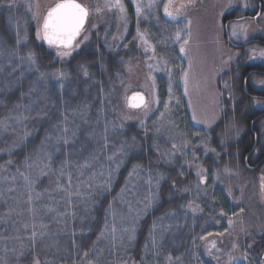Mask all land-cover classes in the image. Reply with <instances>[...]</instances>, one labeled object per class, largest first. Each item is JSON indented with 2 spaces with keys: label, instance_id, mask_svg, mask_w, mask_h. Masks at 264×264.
I'll return each instance as SVG.
<instances>
[{
  "label": "trees",
  "instance_id": "obj_1",
  "mask_svg": "<svg viewBox=\"0 0 264 264\" xmlns=\"http://www.w3.org/2000/svg\"><path fill=\"white\" fill-rule=\"evenodd\" d=\"M6 1L0 0V264H157L162 250L181 256V264H220L201 238L220 227L204 230L213 217L223 219L220 231L236 234L239 254L264 264V37L231 43V59L217 77L222 110L206 129L211 150L200 163L212 180L217 174L207 191L215 190L212 211L194 216L189 206L202 199L195 191L198 162L189 166L174 151L155 117L124 113L130 110L122 77L126 60L142 56L139 44L129 37V44L111 46L99 26L61 60L36 38L27 7L6 8ZM255 10L239 5L222 21L252 19Z\"/></svg>",
  "mask_w": 264,
  "mask_h": 264
},
{
  "label": "rangeland",
  "instance_id": "obj_2",
  "mask_svg": "<svg viewBox=\"0 0 264 264\" xmlns=\"http://www.w3.org/2000/svg\"><path fill=\"white\" fill-rule=\"evenodd\" d=\"M81 1L91 7H95L98 2V0ZM123 2L127 8V23L125 24V21L120 19L117 10H105L100 14L93 13L78 41L82 40L84 35H87L88 39L83 40L73 52L86 44L90 39L91 30L99 26L104 27L105 38L111 40V46L119 48L124 44L127 45L129 44L127 38L129 37H132L137 45L139 44L143 54L141 57H130L126 60L125 77L124 75L122 77L125 83L121 86V93L126 102L125 98L133 91H144L148 101H150L149 108L146 111L143 108L132 109L128 107L130 111L124 110V113L128 114V117H138L145 120L150 116L155 117L160 131L165 130L173 138L174 151L182 152L189 166L198 162L200 182L195 191L201 192L199 195L202 199L198 203H192L189 209L194 216H206L212 211V206L207 207V204L215 190L210 192L209 196L207 191L216 182L217 174L213 172L212 180L210 178L211 171L200 163L211 150L207 146L208 134L206 129L218 119L222 110L221 92L217 87V77L227 68L229 57H231L229 54L231 43L238 44V42L243 43L245 41L243 34L239 40L235 37L229 38L231 25L244 24L247 28L248 39L254 36L264 37V0H261L259 5L254 4L253 0H193L192 4L183 10L182 15L176 21L164 15L163 3L166 0H157L158 6L153 8L147 7L149 0H140L143 5V12L139 18L136 15L133 0H123ZM180 2L181 0H176L177 6ZM18 3L27 7L32 18L35 12H39L42 16L45 9L55 3V0H7L3 6L7 8ZM99 3L102 5L103 0H99ZM37 4L39 5L38 8ZM245 4L248 7H245ZM239 5L241 8L243 6L251 9V11L256 8L252 15L253 18L222 21L224 13ZM32 20L37 25V21L33 18ZM189 21L191 22V40L186 45V52H180V44L183 43V40L175 41L174 34L179 28L184 29L182 35H185L188 30L185 26ZM138 29L155 48V58H151L153 56L151 50L145 52L146 45L137 36ZM54 52L56 54V49ZM68 57L58 58L64 60ZM165 61L167 62L166 65ZM189 62H191V67H189ZM149 65L153 67L150 68ZM169 71L171 72V79L169 78ZM185 71L189 73L187 91H185L184 82ZM150 76L155 77L154 89L152 88L153 81L149 79ZM169 84H171V93L169 92ZM165 104L168 105L167 108H165ZM162 113L163 115H161ZM166 158L169 161L173 159L170 154H167ZM209 184L211 185L209 186ZM213 200L215 201L216 198ZM213 218L214 220L205 221L204 230H208L212 226L215 228L217 224L222 227L223 219ZM220 227L213 232L209 230L204 236L203 244L206 247L204 250L211 253L212 258L219 259L220 264H230V256L239 263L254 264L248 255L239 254L238 245L233 240V237L237 239L236 234L230 233L231 231L224 233L220 231ZM220 233L223 235H219ZM231 237L233 243L232 246H229L228 242ZM213 241L215 247L211 246ZM234 245L235 247H233ZM157 253L161 254L158 256L160 261L157 264H181V256L170 257L167 255V250ZM135 263L137 264V262Z\"/></svg>",
  "mask_w": 264,
  "mask_h": 264
},
{
  "label": "snow or ice",
  "instance_id": "obj_3",
  "mask_svg": "<svg viewBox=\"0 0 264 264\" xmlns=\"http://www.w3.org/2000/svg\"><path fill=\"white\" fill-rule=\"evenodd\" d=\"M135 3V11L136 15L139 18L143 12V5L140 3V0H133ZM193 0H181L179 5L177 6L176 0H166L163 3V12L166 17H169L171 20L176 21L182 15L183 10L191 5ZM37 8L39 5H36ZM157 0H149L147 5L148 8L157 7ZM248 7L247 4L244 5ZM31 10V5L29 6ZM112 11L117 10L119 13L120 19L127 23V8L123 2V0H103V4L99 3V0L95 7H91L89 4L80 2V0H55V3L49 5L44 14L41 16L39 12L33 13V19L37 21V29H36V38L38 40H42L48 44L49 47L56 48V55L60 58L68 57L72 55V52L79 47L80 43L83 40H87V35L82 37V40L78 41V37H81V34L85 31V23L88 20L89 16L93 13L100 14L103 11ZM191 22L185 26L187 28V32L185 35H182L184 29H177L174 34L175 41L179 42L183 40V43L180 44V52H186V45L189 44L191 40V30H190ZM95 27V25H93ZM241 34H243V39L245 41L248 40L247 28L244 24H233L231 25V35L230 39L235 37L237 40L241 39ZM137 36L142 41L145 47V52L149 50L152 51L153 56L151 58H155V48L149 43L148 39L145 37L143 33L137 31ZM135 39V37H134ZM19 42V41H18ZM251 52L253 56H255L257 50L252 49ZM259 56L264 58V50L259 51ZM27 59L30 63L35 64L36 59L33 53L29 52ZM231 59V57H229ZM165 65L167 62H164ZM149 67H153L149 65ZM189 67H191V62H189ZM38 71V69H37ZM87 75V71L84 72ZM169 78L171 79V72L169 71ZM55 75V74H54ZM63 75V73H60ZM188 72H184V82H185V91H187L188 86ZM41 76H44V73H41ZM153 81L152 88H155V77H149ZM264 84V81L260 82ZM169 92L171 93V84H169ZM127 107L133 109L143 108L147 111L149 108L150 101H146L144 96L135 92L130 97H126ZM158 102V101H157ZM168 105L165 104V108ZM163 115V113L161 114ZM195 119V117H193ZM175 147V145H173ZM135 170V169H134ZM199 175V173H197ZM262 189H264V184L261 185ZM191 207V205H190ZM195 210V209H194ZM231 223V220L229 221ZM35 235V233H33ZM211 235V233H209ZM219 235H223L220 233ZM131 239V237H129ZM204 239V237H201ZM212 247H215V242H212ZM235 247V245L233 246ZM211 254V253H209ZM87 255V254H86ZM233 257H229V261L233 260Z\"/></svg>",
  "mask_w": 264,
  "mask_h": 264
},
{
  "label": "water",
  "instance_id": "obj_4",
  "mask_svg": "<svg viewBox=\"0 0 264 264\" xmlns=\"http://www.w3.org/2000/svg\"><path fill=\"white\" fill-rule=\"evenodd\" d=\"M86 23H87V21H86ZM86 23H85V25H86ZM135 92H139V93H141V94L144 96L145 100H146V101L148 100V98H147V94H146L144 91H142V90H136V91H133L132 93L129 94L128 97L132 96V94L135 93Z\"/></svg>",
  "mask_w": 264,
  "mask_h": 264
},
{
  "label": "flooded vegetation",
  "instance_id": "obj_5",
  "mask_svg": "<svg viewBox=\"0 0 264 264\" xmlns=\"http://www.w3.org/2000/svg\"><path fill=\"white\" fill-rule=\"evenodd\" d=\"M260 2V1H259ZM228 22V21H227Z\"/></svg>",
  "mask_w": 264,
  "mask_h": 264
}]
</instances>
